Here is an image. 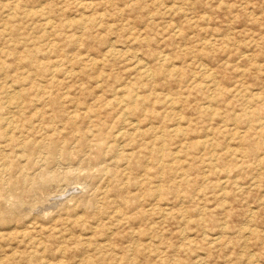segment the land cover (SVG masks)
Returning <instances> with one entry per match:
<instances>
[{
  "label": "rangeland",
  "instance_id": "374dc122",
  "mask_svg": "<svg viewBox=\"0 0 264 264\" xmlns=\"http://www.w3.org/2000/svg\"><path fill=\"white\" fill-rule=\"evenodd\" d=\"M0 264H264V0H0Z\"/></svg>",
  "mask_w": 264,
  "mask_h": 264
}]
</instances>
